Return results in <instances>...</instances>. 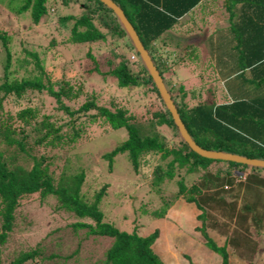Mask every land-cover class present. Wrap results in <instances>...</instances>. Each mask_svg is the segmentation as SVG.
<instances>
[{"label": "trees", "instance_id": "obj_1", "mask_svg": "<svg viewBox=\"0 0 264 264\" xmlns=\"http://www.w3.org/2000/svg\"><path fill=\"white\" fill-rule=\"evenodd\" d=\"M112 1L135 30L194 142L204 149L264 159V0L221 1L228 13L227 24L219 29L209 24L212 28L206 34L200 31V43L216 60L211 66L209 62L194 64L196 58L209 61L204 50L200 55L199 44L187 43L178 49L166 41L180 23L195 32L194 12L209 0ZM0 5L25 23L27 30L43 18L61 35V40L51 36L47 44L35 49L24 39H16L21 29L0 28V264L1 246L7 238L30 225L24 219L18 229L16 216L25 204L42 205L47 197L54 199L53 210L75 219L66 224L72 236L82 231L83 237L91 236L94 242L111 240L104 259L93 264H166L153 248L158 228L146 235L135 229L126 231L101 209L108 182L90 195L84 192L87 173L71 150L92 124L104 130H124V139L103 153V158L111 169L114 155L124 153L136 174L133 181L149 179L147 186L158 195V207L148 210L141 203L139 215L164 218L177 199L192 205L198 210L194 221L199 220L194 232L205 247L220 256L217 264H228V248L237 250L235 246L249 238L240 231L259 220L260 214L254 211L263 210L256 202H264V168L203 157L189 148L123 26L101 1L0 0ZM206 14L214 15V10L209 8ZM216 32L224 40L213 49ZM104 44L112 48L102 55L97 54L99 50L93 52V46ZM70 45L87 48L82 54L87 61L85 73L102 81L110 79L109 85L122 91L127 105L113 95L103 98L101 92L85 90L82 80H69L67 67H59L58 72L55 64L45 66L50 49L64 48L70 55L68 65L79 63ZM192 66L199 78L196 83H188L178 73ZM207 66L213 75H206ZM207 82L221 86L208 87ZM168 139L175 145L170 147ZM168 182L174 185L171 193H165ZM233 186L237 193L229 191ZM249 186L257 189L253 192ZM232 196L242 199L241 204L230 200ZM246 199L250 202H243ZM213 206L225 213V219L209 216ZM214 229L223 232L222 244L210 236ZM79 243L67 254L69 259L76 255ZM42 244L40 240L14 253L8 264L54 262L56 251ZM242 261L250 264L247 259Z\"/></svg>", "mask_w": 264, "mask_h": 264}, {"label": "rangeland", "instance_id": "obj_2", "mask_svg": "<svg viewBox=\"0 0 264 264\" xmlns=\"http://www.w3.org/2000/svg\"><path fill=\"white\" fill-rule=\"evenodd\" d=\"M221 1L222 0H209V3H206L202 10L201 8H197L194 12V27L196 26L197 30L191 33V31H187L183 28L180 23V25L176 26L173 33L167 34V43L173 42L172 45H178V49H182L187 43L200 44V40L203 37V34H200V31H203V33L206 34L212 26H216V29H219L220 26L226 25L228 22V13L224 10ZM209 8L214 10V15L206 14V11ZM70 10L76 11V8L72 7ZM190 14L191 13H189V16ZM24 19H26V16H24ZM50 24L51 23L42 18L38 24L33 25L27 30L24 26L25 23L20 22L19 18L11 13L6 7L0 5V28L8 29L10 32H16L21 29L17 32L18 36L16 39H24L35 49L42 48L41 46L47 44L51 36H56L58 38L57 41L61 40V35L56 34L52 28H50ZM209 24L212 26L209 27ZM224 32L225 31L223 30L222 35ZM220 36L221 35L218 32L214 34L215 45H213V49L218 45H223L224 37L220 38ZM228 37L229 36L226 38ZM112 45L115 44L112 42L111 46ZM111 46L108 44L97 45V47L93 46L92 50L93 52H98L99 50L97 54L102 55L110 50ZM71 48L75 49L73 50L76 53L74 60L79 59V63L68 65L70 55L69 53H66L64 48L57 50L50 49L44 62L45 66L50 67L52 64H55L58 72L60 70L59 67H63L64 69L67 67L69 69L67 76L69 80H82L85 90L97 93L101 92L103 98L113 95L120 99L123 104L125 103V105H127V98H125L122 91L109 85L110 79L102 81L100 77L95 74L88 75L85 73L84 67L87 61L86 57L84 55L82 56V54L87 48L85 46L72 47V45H70L69 49ZM198 48L200 50V55L203 54L201 50L205 51V47L203 45H198ZM217 50L220 51L219 48ZM209 51L210 50H208V52ZM205 54V59L209 58V61L205 60L202 63L200 59L197 60L196 58L194 64L197 63V65L201 64L205 66L206 63L209 62V65L211 66V63L216 61L215 58H210L211 56L209 53L207 55L205 52ZM214 54L215 53L213 52V57L215 56ZM100 55L99 57H101ZM208 68V66L204 68L206 75H213V71ZM194 72L193 66L192 68L184 67V69L178 70L180 76L182 78L186 77L188 83L198 82L199 78L194 75L197 74ZM211 84H213L214 87L221 86L207 82L208 87H211ZM45 103L47 108L50 109V100L47 99ZM84 133L85 136L80 137L76 141L77 144L71 152L79 156L78 158L81 165L87 173V184L83 187L85 189L84 192L90 195L102 182L106 181L109 183V186L106 188V195L102 200L103 203L101 204V209L105 212L106 216L115 220L116 225L120 229L126 231L135 229L139 235H146L154 228H158L160 233L153 244L154 247L159 248L162 245L164 246L168 244L167 246L172 250L171 256L172 253H174L173 251H176L179 255L180 264H191L187 258L183 257L184 253L189 255L192 262L196 260L197 264L219 263L220 256L205 247L204 244H202V239L199 237V234L194 232L195 230L193 229V226L196 223L198 225L199 220L195 219L196 221H194L195 214L198 210H195L192 205L185 204L182 200L177 199L169 207L164 218H151L147 213L145 215H139V207L141 203L148 210L158 207L161 203L160 199H158V195L147 186L149 179L147 180L146 178L142 182L133 181L136 174L132 171L124 153L114 155L111 169L108 167L107 160L103 158V153L111 150L116 144L124 139L125 132L122 128L104 130L103 126L92 124L88 126ZM174 143L173 139H168V145L170 147L174 146ZM173 188V183L168 182L165 193H171L174 191ZM248 189H252L254 192L257 188L255 189L253 186H249ZM230 190L237 193V187L235 188L233 186L229 191ZM237 196H234V198L232 196L229 199H236L235 202L239 201L240 205L242 199L240 201ZM45 201L46 202L42 205H38L37 202L25 204L21 214L16 216L17 228L19 227L18 229H21V226H23L22 223L24 222V219H26L25 221L27 222L30 221V225L27 230H22L17 233L14 231L12 233L13 238H7L6 242L1 246L3 248L1 253L3 264H8L9 259L14 253L25 250L27 247L33 246L40 240L43 241V246L50 247L51 249L53 247L52 251H56L57 253V257H54V262L50 260L51 262L49 264H93L101 262L105 257L104 251L110 244L111 240L104 239L100 242H94L91 236L86 238L83 237L82 231H79L81 233L77 234L78 236H72V234H70L71 227H69V225L66 226V224L75 219H72L68 214L53 210L52 205L54 199L52 197H47ZM246 201H249V199L243 200V202ZM256 204L258 205L257 207H263V210L261 209L262 211L258 210V212H253L255 215L260 214L259 220H252L251 223L253 226H248L240 231L243 237L249 238H245V242L241 245L239 244L240 246L236 245L235 249L238 248L237 250L228 248L231 260H229L230 262L228 264H238V260L240 261V264H245L242 259H247L250 261V264H264V202H261L260 204L256 202ZM207 213L212 217L218 216V218L216 217L218 221L225 219V215H223L225 213L220 209L218 211L214 206L209 209ZM242 223L246 224V221H243ZM230 224H232V222H230ZM231 226L232 225L229 227L230 231ZM223 235V232L218 229H214L210 233V236L217 242V244L223 243ZM231 239L233 241L236 240V236H233ZM78 241L80 242L78 245V251L76 255H74V258L72 257L69 259L67 254L77 247ZM231 245L234 246V243ZM201 250L204 252H201ZM48 253H50V250H48ZM207 253L213 255V257L208 256L209 254ZM25 264L30 263L27 261Z\"/></svg>", "mask_w": 264, "mask_h": 264}, {"label": "water", "instance_id": "obj_3", "mask_svg": "<svg viewBox=\"0 0 264 264\" xmlns=\"http://www.w3.org/2000/svg\"><path fill=\"white\" fill-rule=\"evenodd\" d=\"M99 1L104 3L108 8H110L113 11L115 16L119 20L120 24L123 26L125 32L127 33L129 39L131 40L134 50L138 53L139 58L142 61L143 65L145 66L147 72L149 73L153 83L155 84L156 89L165 107L169 111L173 119V122L177 127L179 136L183 141L187 143L189 148L203 157L233 161L248 166H256V167L264 168V159L246 157L240 154H235L221 150L204 149L194 142V140L188 134L184 124L182 123L177 113V110L172 102V99L162 81L161 76L159 75L158 71L153 65L150 56L148 55L146 49L143 47L142 43L140 42L132 25L126 19L121 9L112 0H99Z\"/></svg>", "mask_w": 264, "mask_h": 264}, {"label": "crops", "instance_id": "obj_4", "mask_svg": "<svg viewBox=\"0 0 264 264\" xmlns=\"http://www.w3.org/2000/svg\"><path fill=\"white\" fill-rule=\"evenodd\" d=\"M199 45H202L201 43L199 44ZM206 51V50H205ZM204 51V52H205ZM167 244V243H166ZM157 245H158V243H157ZM160 245V244H159ZM168 245V244H167ZM167 245H162L161 247H154V245H153V248H154V250H155V252H157L158 254H159V256H160V258L166 263V264H180V262H179V255L176 253V251H173L174 253H172V256H171V248L170 247H168ZM167 246V247H166ZM201 252H204V251H202L201 250ZM206 253V252H205ZM207 254H209V253H207ZM208 256H211V257H213V255H211V254H209ZM231 261V260H230ZM229 261V262H230ZM194 262H196L197 263V261L195 260ZM238 264H240V261L238 260V262H237Z\"/></svg>", "mask_w": 264, "mask_h": 264}, {"label": "clouds", "instance_id": "obj_5", "mask_svg": "<svg viewBox=\"0 0 264 264\" xmlns=\"http://www.w3.org/2000/svg\"><path fill=\"white\" fill-rule=\"evenodd\" d=\"M194 263H196V262H194Z\"/></svg>", "mask_w": 264, "mask_h": 264}]
</instances>
